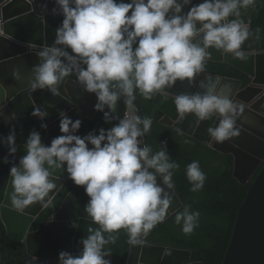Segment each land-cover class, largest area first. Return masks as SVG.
Masks as SVG:
<instances>
[{"label": "clouds", "instance_id": "9594fccd", "mask_svg": "<svg viewBox=\"0 0 264 264\" xmlns=\"http://www.w3.org/2000/svg\"><path fill=\"white\" fill-rule=\"evenodd\" d=\"M255 4L257 6L256 0H55L51 13L62 15L63 20L55 30L51 46L30 47L31 51L35 49L39 60V63L32 66L30 87L33 91L47 89L53 96L58 92L65 95L67 80H76L85 92L95 94L97 102L94 110L103 113L101 128L98 134L94 129L84 135L82 122H95L96 118L73 120L62 110L59 112L61 135L46 145L48 125L44 119L48 111L36 107L30 91H25L35 106L31 115L39 118L40 127L46 130L44 141L41 133L33 129L26 142L20 143L16 141V130L13 127L6 137H0V143L8 149L3 162L11 164L9 174L13 191L10 200L14 209L23 212L37 202L47 206L50 201H46V198L56 188L55 181L64 172L69 178L66 185L72 180L75 185L82 186L89 197L85 206L89 217H80L74 227L77 230L81 218L90 220L98 227L88 226L87 237L79 242L83 246L79 254L61 251L58 264H111L110 260L105 259L110 255L105 246L113 244L114 239L116 246V232L124 229L129 244H140L143 242L142 236L148 235L147 240L151 241L149 236L152 233L149 232L157 224H164L171 218L165 220L173 201L166 189H175L172 177L180 165L169 156L166 142H161L162 147L156 152L145 143V136L147 139L153 120L144 117L145 113L141 117L137 112L135 101L143 105L136 97L137 93L146 100L152 99V104L158 94L162 102L171 98L176 107L177 123L184 121L188 114L195 115L197 126L202 121L217 117L218 124L207 129L210 143H223L239 135L236 121L247 103L238 95L250 86L252 79L248 73L234 65L210 62L207 59L211 56L209 48L220 51L224 56L232 55L240 60L248 58V52L242 49V45L249 37V25L241 18V10L246 12ZM187 5L191 6L189 10L184 9ZM256 31L259 33L260 29ZM252 36L256 41L253 30ZM257 51L264 52L259 51L258 47ZM206 63L227 64L249 77L250 81L244 85L241 79L219 75L243 83L236 96L237 102L231 99L230 87L222 84L219 77L205 76L200 80L199 87L204 89L202 93L173 94L166 90L172 88L177 80H187L192 84L201 73L213 74L205 71ZM12 75L16 80L21 79L18 69H14ZM62 82L64 84L60 91L58 86ZM121 101L124 103L123 116L117 112L118 102ZM15 117L16 113L13 120ZM104 122L112 126L105 129ZM187 136L197 140L191 135ZM184 143L189 141L185 140ZM18 145L25 147L26 154L17 162ZM224 155L234 158L235 170V157L232 154ZM9 156L12 157L11 161ZM263 167L264 163L259 170ZM259 170L249 184L254 182ZM157 176L162 179L163 186L157 183ZM186 176L191 184L190 191L198 192L203 188L206 176L200 169L199 161L187 165ZM7 186L6 183L0 205L4 201ZM72 193L76 195L71 192L66 198ZM183 207L182 212L175 214V223L182 225L184 234L190 235L198 227L200 213L191 211L190 205ZM39 218L33 224L32 231L47 226L48 222L45 227L35 229ZM69 225L66 232L74 236L76 230L73 234L69 233ZM106 233L109 234L107 237ZM4 236L10 239L5 230L2 243L6 246L4 252L8 257L6 264H9L10 250L3 241ZM11 241L24 246L22 256L26 258V264H31L33 258L26 245ZM0 252L4 264V252L1 249Z\"/></svg>", "mask_w": 264, "mask_h": 264}, {"label": "water", "instance_id": "95a60500", "mask_svg": "<svg viewBox=\"0 0 264 264\" xmlns=\"http://www.w3.org/2000/svg\"><path fill=\"white\" fill-rule=\"evenodd\" d=\"M54 6L55 0H0V111L6 124L10 125L15 116L10 103L19 94L30 91L35 106L48 111V115L44 119L48 125L46 145H50L54 137L61 135L59 112L62 110L66 111V114L73 120L82 117L91 120L96 118L94 123L97 134L103 122V113L94 110V105L97 102L95 94L85 92L76 80H67L65 95L58 92L56 96H53L47 89L33 91L30 87L32 66L39 63L35 49L31 51L30 47L51 46L55 39V30L63 20L62 15L51 13ZM190 7L187 5L184 9L189 10ZM256 7L255 4L253 7H249L246 12L241 10V18L249 25L250 34L242 45V49L248 52L247 57L250 60V66L245 68L238 65L231 59V55L224 56L220 51L213 48H209L211 56L207 59L210 62L229 63L248 73L252 79L249 87L239 93L243 85L241 81L201 73L192 84H189L187 80L183 82L177 80L172 88L166 89L173 94L202 93L204 89L199 87L200 80L204 79L205 76L219 77L222 84H227L230 87L233 101L237 102L236 96L239 93L238 98L247 103L243 112L237 117L238 136L223 143H210L207 129L218 124L217 117L202 121L197 126L195 115L188 114L184 121L177 123L175 120L177 112L173 100L169 98L166 102H162L159 94L153 99V104L163 115L159 121L160 124L175 127L224 154H232L235 157L234 177L242 185H248L264 163V52L257 51L256 41L251 30L252 15ZM229 19H234V17ZM14 69H18L21 73L20 80L13 78ZM135 104L138 106L137 112L143 117L145 108L138 101H135ZM123 111L124 103L121 101L117 111L118 115L123 116ZM7 135L8 132L0 127V137ZM145 143L147 144L146 136ZM140 146L143 147V145ZM17 148L16 161L18 162L19 158L26 154V149L23 145H18ZM6 155H8L7 146L0 143V200L4 187L6 183L8 184L4 201L0 205V249L4 252L6 248L2 243V233L5 230L11 240L26 245L33 258L31 264H58L61 251L79 254L83 247L79 242L82 238L87 237V227L97 228L98 225L81 218L75 235L67 234V227L72 219L76 204L74 193L66 198L60 211L53 216L45 228L32 231L33 224L66 185L69 180L68 174L66 172L60 174V178L55 181L57 186L46 198V201H50L47 206L37 202L20 212L12 207L10 200V194L13 191L12 177L9 174L11 164L3 162ZM9 160H12L11 156H9ZM150 171L154 172L152 169ZM157 183L162 185V179L159 176H157ZM166 190L173 197L165 218L168 220L183 208L184 203L175 189ZM108 235L105 234L106 237ZM147 238L148 235L142 236V243L129 244L126 264H204L192 262L193 249L156 244ZM114 248L115 239L113 244L109 243L105 246V249L110 252V255L105 259L110 260L111 264H113ZM33 256L36 257V261ZM0 264H2L1 252ZM223 264H264V167L252 183L247 197L239 209Z\"/></svg>", "mask_w": 264, "mask_h": 264}, {"label": "trees", "instance_id": "16d2710c", "mask_svg": "<svg viewBox=\"0 0 264 264\" xmlns=\"http://www.w3.org/2000/svg\"><path fill=\"white\" fill-rule=\"evenodd\" d=\"M256 3L257 10L253 17L252 30L257 41L258 50L263 51L264 0H256ZM194 4H197V2L194 1ZM258 28L260 29L259 33L256 31ZM205 71L241 79L244 85H247L250 81L247 75L227 64L206 63ZM64 82L58 86V90H62ZM136 97L143 102L146 109L144 117L148 116L153 120L151 131L147 135V144L151 146L153 152H156L162 147L161 142H166L169 156L180 165L178 169L174 170L172 177L174 188L184 202V206L190 205L191 211H199L200 213L198 227L190 235L182 232V225L175 223L174 215L164 224H157L149 232L152 233L149 239L156 243L194 249L193 262L223 264L239 209L244 203L252 184L244 186L234 177V158L231 155L219 153L175 128L160 125L161 112L152 104V99L146 100L138 93ZM120 105L121 102H118L117 111ZM11 107L16 113L15 119L7 127L0 112V127L7 132H10L11 128L14 127L16 130V141L20 143L26 142L30 131L33 129L41 133L42 141H44L46 130L40 127V119L31 115L35 106L29 93L20 94L13 100ZM111 126L112 124L109 123L104 122L103 124L105 129ZM94 129L96 130L94 122L84 120L81 124V130L84 135ZM185 140H188L189 143H184ZM193 161H199L200 169L206 176L204 186L198 192L190 191L191 184L186 176V167ZM71 192L76 193L77 201L68 232L71 234L75 232L76 227L74 225L77 224V220L83 216L89 217L85 211L89 197L85 193L84 188L75 185L72 180L68 182L56 199L44 211L37 221L35 229L46 226L50 217L60 210L66 196ZM183 209L179 212H182ZM3 241L10 250L9 264H26V258L21 253L24 246L20 243L12 242L6 236H4ZM128 244L126 230L121 229L116 232L113 264H125ZM7 261V253L4 252V264Z\"/></svg>", "mask_w": 264, "mask_h": 264}, {"label": "bare ground", "instance_id": "6f19581e", "mask_svg": "<svg viewBox=\"0 0 264 264\" xmlns=\"http://www.w3.org/2000/svg\"><path fill=\"white\" fill-rule=\"evenodd\" d=\"M231 59H232L235 63H237L238 65H241V66H243V67H245V68H247V67L250 66V60H249L248 58L245 59V60H243V61H241L240 59H238V58H234V57L231 55Z\"/></svg>", "mask_w": 264, "mask_h": 264}]
</instances>
